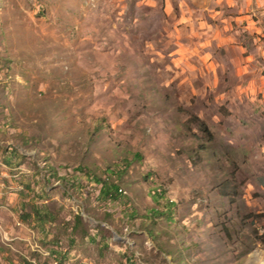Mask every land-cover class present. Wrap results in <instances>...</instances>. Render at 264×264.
<instances>
[{
    "label": "rangeland",
    "instance_id": "rangeland-1",
    "mask_svg": "<svg viewBox=\"0 0 264 264\" xmlns=\"http://www.w3.org/2000/svg\"><path fill=\"white\" fill-rule=\"evenodd\" d=\"M0 172V264H264V0H0Z\"/></svg>",
    "mask_w": 264,
    "mask_h": 264
},
{
    "label": "built area",
    "instance_id": "built-area-1",
    "mask_svg": "<svg viewBox=\"0 0 264 264\" xmlns=\"http://www.w3.org/2000/svg\"><path fill=\"white\" fill-rule=\"evenodd\" d=\"M18 177H19V170L16 169L15 171H13L12 176H10V178L18 179Z\"/></svg>",
    "mask_w": 264,
    "mask_h": 264
},
{
    "label": "crops",
    "instance_id": "crops-1",
    "mask_svg": "<svg viewBox=\"0 0 264 264\" xmlns=\"http://www.w3.org/2000/svg\"><path fill=\"white\" fill-rule=\"evenodd\" d=\"M4 164L7 165L6 162ZM0 174H1V176H5L6 178L9 177V176H6L5 172L4 173L0 172Z\"/></svg>",
    "mask_w": 264,
    "mask_h": 264
},
{
    "label": "trees",
    "instance_id": "trees-1",
    "mask_svg": "<svg viewBox=\"0 0 264 264\" xmlns=\"http://www.w3.org/2000/svg\"><path fill=\"white\" fill-rule=\"evenodd\" d=\"M262 241L264 242V231L260 234Z\"/></svg>",
    "mask_w": 264,
    "mask_h": 264
}]
</instances>
